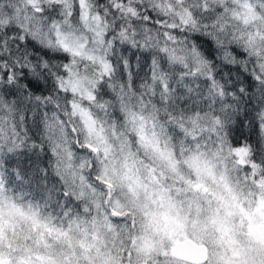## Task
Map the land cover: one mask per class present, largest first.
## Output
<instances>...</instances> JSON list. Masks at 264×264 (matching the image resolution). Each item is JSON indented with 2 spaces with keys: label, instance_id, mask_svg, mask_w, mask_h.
<instances>
[{
  "label": "clouds",
  "instance_id": "1",
  "mask_svg": "<svg viewBox=\"0 0 264 264\" xmlns=\"http://www.w3.org/2000/svg\"><path fill=\"white\" fill-rule=\"evenodd\" d=\"M0 264H264V0H0Z\"/></svg>",
  "mask_w": 264,
  "mask_h": 264
}]
</instances>
